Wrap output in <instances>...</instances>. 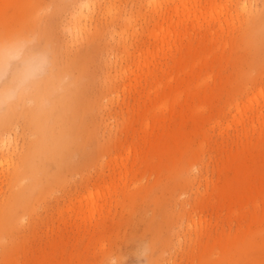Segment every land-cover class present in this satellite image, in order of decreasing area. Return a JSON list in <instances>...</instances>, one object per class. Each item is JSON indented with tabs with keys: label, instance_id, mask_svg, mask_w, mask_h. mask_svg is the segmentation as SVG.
I'll list each match as a JSON object with an SVG mask.
<instances>
[{
	"label": "rangeland",
	"instance_id": "1",
	"mask_svg": "<svg viewBox=\"0 0 264 264\" xmlns=\"http://www.w3.org/2000/svg\"><path fill=\"white\" fill-rule=\"evenodd\" d=\"M11 36L0 264H264V0H0ZM35 52L68 87L42 157L37 98L9 110Z\"/></svg>",
	"mask_w": 264,
	"mask_h": 264
},
{
	"label": "bare ground",
	"instance_id": "2",
	"mask_svg": "<svg viewBox=\"0 0 264 264\" xmlns=\"http://www.w3.org/2000/svg\"><path fill=\"white\" fill-rule=\"evenodd\" d=\"M81 18H76L74 20V23L72 25L73 28H81ZM158 35V34H157ZM9 40L1 39L0 41V66H7L11 62V60H15L19 57L17 54V50L21 49L22 45L24 44L23 41L25 40L23 37L20 39L8 37ZM162 42H164V37L160 38ZM22 68V67H21ZM62 74V75H61ZM17 76L19 80L21 81V71L19 70L17 73ZM58 82H57V81ZM66 80V75L64 73H57L55 76L52 77L50 74L49 76H46L43 80L33 79L28 81L27 83H24V86L21 88V90L18 92L17 98L15 101L9 102V110L10 113L14 111L16 106L21 101L26 100H33V98H37V104L35 106H29L27 108L29 110L28 115L30 116V119L36 127H38V130L41 133V136L33 143L32 150L30 151V155L32 157L36 156H44L45 153H53L58 154L59 153V145L57 144L56 140H59L62 138L63 131L62 125H60L59 128H57L58 134L56 135L54 128L52 125L47 124V118L51 114V109L47 108L44 102L47 101L49 94L51 93L52 89L54 88L55 84H59L64 90H67V84L63 85V82ZM23 84V83H21ZM7 98H11L14 96V93H7ZM70 98V94H69ZM71 97L70 99H72ZM68 103L66 102V96L64 97L63 101V107L66 108V105ZM239 109V108H238ZM240 111V109H239ZM6 121V117H0V126L4 125ZM46 124H44V123ZM58 127V126H57ZM12 137H4L0 139V156L4 153L5 149H12ZM26 169L30 170L33 175H37L38 172L42 171V167H44L40 162H34L31 164H26ZM95 200H92L91 204L95 203ZM197 240V239H196ZM200 240V239H199ZM198 240V241H199ZM202 241V240H201ZM200 241V243H202ZM197 243V242H196ZM199 243V242H198ZM199 247V246H198Z\"/></svg>",
	"mask_w": 264,
	"mask_h": 264
},
{
	"label": "clouds",
	"instance_id": "3",
	"mask_svg": "<svg viewBox=\"0 0 264 264\" xmlns=\"http://www.w3.org/2000/svg\"><path fill=\"white\" fill-rule=\"evenodd\" d=\"M17 54H23V50H17ZM48 69V57L44 52H35L23 58L21 68V83H27L30 80L42 77L46 74ZM5 95L0 93V102H3Z\"/></svg>",
	"mask_w": 264,
	"mask_h": 264
}]
</instances>
